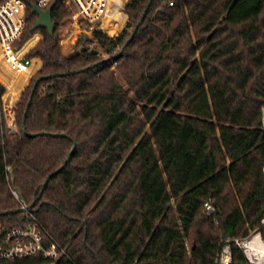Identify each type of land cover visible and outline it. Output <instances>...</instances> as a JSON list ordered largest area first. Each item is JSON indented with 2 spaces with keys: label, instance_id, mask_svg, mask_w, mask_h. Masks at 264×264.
<instances>
[{
  "label": "trees",
  "instance_id": "1",
  "mask_svg": "<svg viewBox=\"0 0 264 264\" xmlns=\"http://www.w3.org/2000/svg\"><path fill=\"white\" fill-rule=\"evenodd\" d=\"M51 5L28 86L0 81V224L35 218L70 258L0 264H218L225 240L264 235V0H128L84 49Z\"/></svg>",
  "mask_w": 264,
  "mask_h": 264
},
{
  "label": "built area",
  "instance_id": "2",
  "mask_svg": "<svg viewBox=\"0 0 264 264\" xmlns=\"http://www.w3.org/2000/svg\"><path fill=\"white\" fill-rule=\"evenodd\" d=\"M53 1L33 0L34 4L42 9L48 8ZM117 1L65 0L72 6V12L78 15V22L86 26L92 34L94 30L99 29L111 36L118 35L129 20L119 32H111L119 25L114 13ZM27 7L28 0H2L0 2V55L14 71H26L29 81L42 64L40 57L30 55V52L43 39V33L35 30L26 41H22L27 27ZM12 192L20 200L19 193L14 189ZM22 206L23 208L28 207L25 203H22ZM205 207L208 212H213L215 209L212 203H206ZM26 211L29 212V210ZM262 225L264 226V218ZM257 237L264 240L263 232L255 230L247 237L225 240L219 248L216 262L233 264L232 244L235 243L244 251L250 264H264L263 249L257 244H251ZM34 255H39L51 262L64 257L70 258L66 247L61 245L35 218L21 226L6 228L0 224V260L22 259Z\"/></svg>",
  "mask_w": 264,
  "mask_h": 264
},
{
  "label": "rangeland",
  "instance_id": "3",
  "mask_svg": "<svg viewBox=\"0 0 264 264\" xmlns=\"http://www.w3.org/2000/svg\"><path fill=\"white\" fill-rule=\"evenodd\" d=\"M128 1V0H121V5L119 6H116L114 7V11L119 8L120 6L124 5V3ZM66 3V2H65ZM66 5L68 6V14L63 18V20L60 22V25L58 27V32H59V39H61V31H60V27H61V24L62 22L64 21V19L71 15L73 12L71 10L72 6H70V4H67ZM130 18V15L128 17V19ZM78 23V26H79V33L76 37V39L74 41H71V42H76L77 38L79 37V35L82 33V32H87L85 34V38H84V41H83V49L86 47V46H98L97 45V42L96 40L94 39L93 37V34L87 29L86 26H84L83 24H80L78 21H76ZM74 24H72V27H73ZM71 27V29H72ZM71 29L69 30V33L71 31ZM26 30V29H25ZM25 33V31H24ZM68 33V35H69ZM33 34V33H32ZM31 34V35H32ZM24 35V34H23ZM30 35V36H31ZM67 35V36H68ZM30 36H28L24 41H26ZM65 36V37H67ZM23 38V36H22ZM64 39V38H63ZM60 41V40H59ZM62 43H63V40H62ZM65 44V43H63ZM68 44V43H67ZM38 45V43L33 47V49L31 50V52L34 50V48ZM30 52V53H31ZM20 74H25V75H28V73L24 70H19V71H14L13 69H11L5 62L4 60L2 59V56L0 55V80L2 81V84H4L7 88H11L14 80L17 78L18 75ZM31 80V79H30ZM30 80L28 81L27 85H25V87L23 88V90L28 86ZM22 93V92H21ZM20 93V95H21ZM19 95V97H20ZM19 100V99H18ZM18 102V101H17ZM16 102V103H17ZM11 106H14L13 109L10 111L8 109H6V115H7V118H8V132L9 134H14L16 132V123H15V114H14V109H15V105H11Z\"/></svg>",
  "mask_w": 264,
  "mask_h": 264
},
{
  "label": "water",
  "instance_id": "4",
  "mask_svg": "<svg viewBox=\"0 0 264 264\" xmlns=\"http://www.w3.org/2000/svg\"><path fill=\"white\" fill-rule=\"evenodd\" d=\"M32 9H33V12L38 14V19L36 20L35 24L33 25L32 30L35 31V30H38L39 28H47L50 35H53L54 31H55V22L53 21V18H52L53 5H50L46 9H42L37 4H32ZM126 9H128V6L126 7ZM263 122H264V119H263ZM73 151H74V148L68 154L64 165H66L70 161L71 154ZM47 182L48 181H45L44 186L47 185ZM33 205L34 204H32L31 206H33ZM31 206H28L27 208H22V209L23 210H29Z\"/></svg>",
  "mask_w": 264,
  "mask_h": 264
},
{
  "label": "bare ground",
  "instance_id": "5",
  "mask_svg": "<svg viewBox=\"0 0 264 264\" xmlns=\"http://www.w3.org/2000/svg\"><path fill=\"white\" fill-rule=\"evenodd\" d=\"M73 18L75 19V21H79L78 15L76 13H73ZM252 245H259L263 251H264V240H261L260 237H257L254 241H252L251 243Z\"/></svg>",
  "mask_w": 264,
  "mask_h": 264
},
{
  "label": "crops",
  "instance_id": "6",
  "mask_svg": "<svg viewBox=\"0 0 264 264\" xmlns=\"http://www.w3.org/2000/svg\"><path fill=\"white\" fill-rule=\"evenodd\" d=\"M121 0H118L117 1V5L116 6H119V5H121ZM5 86V85H4ZM6 87V86H5ZM18 99H19V96H18V98H17V100H16V102L18 101ZM16 102L15 103H13V104H11V103H9V98H8V103H9V105H15L16 104ZM4 107H5V104H4ZM5 111H6V107H5Z\"/></svg>",
  "mask_w": 264,
  "mask_h": 264
}]
</instances>
